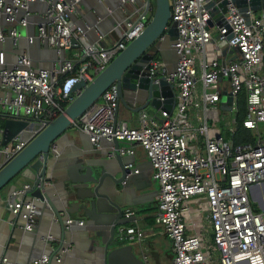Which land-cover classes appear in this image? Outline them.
<instances>
[{
  "label": "built area",
  "instance_id": "obj_1",
  "mask_svg": "<svg viewBox=\"0 0 264 264\" xmlns=\"http://www.w3.org/2000/svg\"><path fill=\"white\" fill-rule=\"evenodd\" d=\"M80 1L0 0V46L14 48L24 41L28 49L38 44L56 54L55 64L43 69L35 68L26 52L9 64L6 53L0 51L2 114L21 113L44 127L63 114L74 99L72 87L79 80L90 83L149 22L148 14L141 15L117 42L103 48V37L95 43L87 39L92 27L80 29L71 20ZM119 1L122 5L135 2ZM226 1L223 18L228 28L216 24L209 27L210 0H169L170 22L176 24L178 33L172 45L176 65L169 73L166 64L152 60L148 77L155 85L164 79L173 86L175 105L170 113L159 111L158 122L139 112L141 127L128 128L115 119L119 101L113 84L101 96L104 103L100 112L78 127L95 147L102 140L120 142L117 151L121 157H134L135 147L144 151L152 180L158 185L153 220L161 229L157 234L171 243L172 264H264V141L257 136L254 145L234 146L229 138L215 134L217 128L208 125V113H232V120L225 122L232 136L236 98L243 91L246 116L242 126L257 134L264 124V10L241 13L231 0ZM35 4H44L45 8L37 15L33 24L36 32L31 37L19 30L32 24L30 6ZM229 34L231 38L227 39ZM223 93L232 98L230 112L220 110ZM25 133L29 138L37 134L31 127ZM2 138L0 128V146ZM25 145L16 135L1 152L10 159ZM112 157L110 153L108 158ZM133 164L125 167L128 177L139 172ZM32 187L40 185H24L7 202L11 215L22 221L21 230L28 233L37 220L35 200L24 196ZM124 216L134 217V213L126 210ZM75 224L82 227L84 222ZM73 225L71 219L64 221L66 231ZM145 237L138 227L123 225L116 228L114 239L135 243L141 252V264H150L142 248ZM42 239L53 241L51 236ZM67 251L65 247L58 254L43 255L33 264H61ZM0 264L11 263L2 259Z\"/></svg>",
  "mask_w": 264,
  "mask_h": 264
},
{
  "label": "water",
  "instance_id": "obj_2",
  "mask_svg": "<svg viewBox=\"0 0 264 264\" xmlns=\"http://www.w3.org/2000/svg\"><path fill=\"white\" fill-rule=\"evenodd\" d=\"M112 1L113 7L107 2H103L102 5L107 11L115 13L113 16L110 15V18L119 20L120 25L130 26L125 30L137 24L141 15L153 12L152 17L139 37L113 59L103 72L88 84L79 80L72 87L74 99L55 120L45 123L44 127L37 130V123L25 118L21 113L3 114L6 120L3 125L2 146H6L16 135H19L26 145L10 159L0 152V192L8 189L6 202H11L13 199L9 197L13 192L20 190L26 184H39V188L32 187L24 196L35 200L36 203L47 204L54 212L52 220L56 223L59 221L62 224V220L71 219L75 224L78 220H84L85 226L97 238L92 242L96 253L101 256L102 264H141L133 254L131 246L110 249L116 241L114 239L116 228L136 222L135 217L124 216L125 204L118 201L116 192L117 186L131 187L137 177L136 175L128 177L129 172L125 170L134 159L119 156L117 150L121 144L115 139L109 143V149H107L108 143L102 140L96 147V152H91L90 149L94 148H89L86 142L88 139L80 134L78 140L70 144L74 146V151L65 156L58 151L62 146L63 138H67L66 130L74 125V122L113 84L116 87L119 105L131 114L144 112L147 107L168 113L174 108L173 86L164 79L155 85L148 77L149 64L154 54H159L166 64V48L169 47L176 57L172 45L176 42L178 33L176 24L170 22L169 0H153V2L135 0L133 4L127 5H122L119 0ZM231 1L241 13L247 10L254 12L264 10V0ZM226 5V0H210L207 5L211 18L209 27L216 24L218 27L228 28L223 18ZM106 17L100 11L97 21H103ZM89 26L96 30L94 25ZM19 31L26 36L35 35L33 28L29 26ZM230 38L231 34L227 36V39ZM74 44L73 41L72 45ZM37 46L39 47L38 44ZM64 56L63 53L62 59ZM167 70L169 73L174 71L168 67ZM231 103V96L223 93L220 110L230 112ZM117 118L118 111L115 116L116 120ZM30 127L37 132L31 138L25 133ZM23 133L27 137H23ZM110 153H113V157L108 159ZM87 155H96V159L85 160ZM147 164L151 169L150 163ZM95 168H99V171ZM62 227L63 235L69 233L63 225ZM65 247V245L59 247L54 254L60 253Z\"/></svg>",
  "mask_w": 264,
  "mask_h": 264
},
{
  "label": "crops",
  "instance_id": "obj_3",
  "mask_svg": "<svg viewBox=\"0 0 264 264\" xmlns=\"http://www.w3.org/2000/svg\"><path fill=\"white\" fill-rule=\"evenodd\" d=\"M103 2H107L113 7L112 0H82L81 3L77 5L75 12H73L71 20L80 29H84L87 25H94L93 27H95L96 30L89 31L87 33V39L91 43H95L99 37H103L100 46L106 48L120 39V36L127 25H120L121 23L119 20H115L113 17L110 18V15L113 16L115 13L107 11L102 5ZM142 2H144V0H142ZM44 8V4L30 6L32 24H30L29 27H32L34 31L33 24L34 22H37V15L41 13ZM100 11L107 16L103 21H97L98 12ZM151 17L152 15L150 17L148 15L149 21ZM113 23H116L115 26L112 25ZM0 51L6 53V59L9 64L22 52H26L30 55L35 68L50 69L56 62V56L53 50L45 47H38L37 45L28 49L24 41H21L18 46L14 48L9 44L0 46ZM166 52V66L172 71L175 68L177 59L175 55L171 53L169 47L166 48ZM160 61L163 62L161 57ZM3 95L4 92L0 89V96ZM103 103L102 100V104L98 105V108L91 107L95 108L94 112L91 114L88 113L89 109L91 110V108H89L74 122V125L66 130L67 138L64 137L65 140L63 138L62 146L61 148L59 147L61 150L58 149V151H61L64 156L75 150L74 146L70 144L73 141L78 140L79 134L88 139L86 135L79 131L78 127L91 121L100 112ZM144 112L150 117H155L158 122L161 120L159 111L152 110V112ZM139 115L140 114L137 113L136 116H133L128 110L119 105L117 121L125 123L128 128L139 129L141 127ZM127 118L130 119V122H128ZM217 129L215 134H220L224 138L225 135H229L226 131V127L222 132ZM86 142L89 148H94L90 149V151L96 152V147H92L93 145L89 142V139L88 141L86 140ZM105 142L108 143V148L107 146L106 148L109 149V142ZM130 158L131 157H128V159ZM132 158L134 159L133 166L139 171L136 175L137 177L133 180V183L129 188H122L121 186L116 187L118 201L125 204L124 212L126 210L132 211L136 219V222L130 223L127 226L138 227L144 235H146L142 241V248L146 251L150 264H162V259L164 257L170 261V264H172L171 243L168 250L164 251L161 248L160 242L157 238H167L161 234H157L158 232H161V229L153 220L156 211L158 185L152 180L151 169L148 167L145 153L140 147H135V156ZM84 159L88 161L95 160L96 155H87ZM95 170L99 171V168H95ZM153 183L156 184V188H154ZM7 194L8 189L0 192V261L6 259L11 264H33L36 259L43 255L52 256L59 247L65 245L68 251L63 255L61 264H102L101 256L96 253V248L92 242L97 238L95 237V234L85 226V223L82 227H78L74 224L72 226V231L64 233L63 235L64 231L62 225L64 226V220H62V224L59 221L57 223L54 222L52 220L54 212L51 208L47 204L42 205L41 203H35L37 206L35 228L30 233L24 232L20 227L22 221L15 219L8 210L6 202ZM152 233L154 234L150 235ZM47 236H51L53 241H45L42 239ZM115 243L118 242L115 241ZM123 246H131L133 254L138 260H140L141 252L135 243L125 242L122 243V246L120 247ZM112 248H118V246L114 244L110 246V249ZM169 256L171 257L169 258Z\"/></svg>",
  "mask_w": 264,
  "mask_h": 264
},
{
  "label": "trees",
  "instance_id": "obj_4",
  "mask_svg": "<svg viewBox=\"0 0 264 264\" xmlns=\"http://www.w3.org/2000/svg\"><path fill=\"white\" fill-rule=\"evenodd\" d=\"M263 75H264V47H263ZM246 116V97L244 91L241 92L236 98V113L234 115L235 120V131L232 136L225 135V139H230L234 146H238L244 143L255 144V139L257 136L264 141V124L261 126V133H253L250 130L245 129L242 126V121L245 119ZM5 118L3 114H0V128H3ZM171 256H169L170 258ZM172 259V257H171Z\"/></svg>",
  "mask_w": 264,
  "mask_h": 264
},
{
  "label": "rangeland",
  "instance_id": "obj_5",
  "mask_svg": "<svg viewBox=\"0 0 264 264\" xmlns=\"http://www.w3.org/2000/svg\"><path fill=\"white\" fill-rule=\"evenodd\" d=\"M153 2V0H151ZM144 9V8H143ZM131 10V9H130ZM138 15V14H137ZM149 17L152 15L151 12L148 13ZM216 34L214 33V36ZM67 55H69V52L66 53ZM81 54H82V51H81ZM153 60L154 61H160V57H159V54H154L153 55ZM102 104V98H99L91 107H95V108H98V105ZM90 107V108H91ZM95 108H91V110L89 109V114L93 113L94 112V109ZM152 108L151 107H147L145 109V111L147 112H152ZM154 111V110H153ZM123 113V112H122ZM137 113H134L132 114L133 116H136ZM128 116V115H126ZM233 118V114L232 113H226V114H223V113H220L218 111H214V112H211V113H208V125L209 127H215V128H218L221 132L224 130L225 128V122L226 121H231ZM128 122H130V119L127 118ZM41 126L39 124H37V130L40 129ZM261 127L259 129V133H261ZM23 137H27V135L25 133H23ZM3 150V147L0 146V152ZM153 186L154 188H156V184L153 183ZM5 190V189H4ZM3 191V190H2ZM1 191V192H2ZM129 225V224H128ZM132 226H135V225H132ZM157 240L160 242V246L161 248L165 251V250H168L169 246H170V242L167 240V239H164L163 237H158ZM116 246L120 247L122 246V243L121 242H118V243H115ZM162 264H170V261L167 260V258H163L162 259Z\"/></svg>",
  "mask_w": 264,
  "mask_h": 264
}]
</instances>
